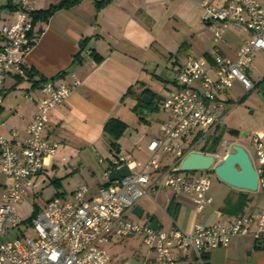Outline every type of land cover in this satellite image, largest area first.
<instances>
[{"label": "built area", "instance_id": "2783aa9c", "mask_svg": "<svg viewBox=\"0 0 264 264\" xmlns=\"http://www.w3.org/2000/svg\"><path fill=\"white\" fill-rule=\"evenodd\" d=\"M13 7L8 12L13 21L0 27V104L5 76L26 75L23 58L37 38V22L32 15L36 11L35 0H13ZM201 8L202 22H217L212 34V54L188 56L176 71L174 88L160 100L164 119L159 125V135L145 144L146 159H132L111 148L110 159L98 156L97 162L105 165V182L96 193L88 197V188L80 185L66 197H50L28 223L32 235L21 232L13 239L0 241V264H109L110 256L103 245L135 234L142 235L143 242L153 250V264H205L209 250L224 247L233 237L246 234L264 243V210L226 222L196 223L189 231L170 217L167 230L151 229L147 219L140 224L128 218L142 197L159 188L190 195L197 212L208 206L209 177L200 170L180 171L178 165L187 153L201 152L194 150L195 145L219 127L224 113L219 115L218 111H225L226 94L233 83H239L243 93L254 88L248 67L256 53L264 57V0H224L218 6L203 1ZM228 28L249 33L233 58L223 56L218 46ZM209 68L212 76L207 73ZM77 84L76 79L61 86L44 82L25 140H18L16 132L11 133L12 139L0 135V168L11 180L10 187L0 196V232L20 224L13 213L14 205L56 153L57 144L43 136L49 115ZM203 128L207 129L205 133L190 138L195 130ZM262 137L257 131L251 134L257 190L264 191ZM227 145L226 140L219 142L220 147L211 154L214 160L217 152ZM161 154L174 156V161L161 164L157 158ZM123 165L129 174L110 181L109 175Z\"/></svg>", "mask_w": 264, "mask_h": 264}, {"label": "crops", "instance_id": "0c3cea01", "mask_svg": "<svg viewBox=\"0 0 264 264\" xmlns=\"http://www.w3.org/2000/svg\"><path fill=\"white\" fill-rule=\"evenodd\" d=\"M58 1L35 0V7L36 10L46 9ZM98 1L101 0H79L67 8L55 11L46 22H37V38L23 58L31 74L20 77L6 75L3 80L0 135L12 139L11 133L16 132V138L20 141L25 140L26 128L36 112L37 100L42 96L41 85L47 81L55 86L71 84L73 79L78 81L65 100L49 115L43 136L57 144L56 153L34 178L33 186L14 205L13 213L16 219H20L19 222L31 215L32 204L36 205L33 198L46 183L59 187L61 178L67 175L83 174L80 179L68 184V195L80 185L88 188V197L96 193L97 188L105 182V165L97 162L98 156L105 157L101 145L105 137L102 130L104 123L111 117L125 122L124 119L135 112L137 94L144 89L149 90V86L157 79L171 84L168 92L173 89L174 75L186 57L211 56L212 34L217 22L208 25L202 23L201 2L208 1L216 6L224 2L110 0L97 6L95 3ZM6 3L13 6V0H7ZM9 11L0 9V15L4 13L7 18ZM8 21H13V17L0 19V27ZM248 35L246 30L226 29L218 44L220 53L233 58L236 48ZM80 42H83L81 48ZM256 59L264 62L260 53L254 55L252 62ZM207 73L212 76L210 68ZM258 83L264 96V74ZM232 87L243 92L237 82ZM226 99L227 102L231 101L228 96ZM254 131L263 135V141L264 130ZM158 135L159 128L156 133ZM142 140V136L138 137L130 149L140 156H147V142L140 145ZM117 145L122 152L120 142L117 141ZM127 151L122 153L133 157L132 151ZM96 174L101 175L97 177ZM10 185L11 180L0 168V196ZM210 186L208 195L211 202L201 212L195 210L190 195L172 193L168 196L164 189L162 191L166 202L163 207L150 197L151 194L142 197L136 205L142 208L141 218L147 219L152 215L157 221V227L162 228L164 217L169 220L166 207L173 198L179 205L175 221L185 231L191 230L196 223L209 225L226 222L264 210L254 209L250 191L239 190L223 182H215L213 189ZM58 192L54 191L50 197L60 194ZM62 192L65 197L68 196L64 189ZM242 195L247 200L241 206ZM148 198L153 200L158 212L149 210ZM47 200L38 208L41 209ZM7 229L22 232L20 225L8 227L4 231ZM189 257H186V261L190 260ZM205 262L264 264V243L256 242L251 234L236 236L226 246L209 250Z\"/></svg>", "mask_w": 264, "mask_h": 264}, {"label": "rangeland", "instance_id": "374dc122", "mask_svg": "<svg viewBox=\"0 0 264 264\" xmlns=\"http://www.w3.org/2000/svg\"><path fill=\"white\" fill-rule=\"evenodd\" d=\"M7 0H0V6L5 5ZM11 17V15H8ZM7 16V18H9ZM7 19L4 15H0V19ZM264 74V62L262 59H256L255 61H251L248 68V76L249 78L256 84V86L248 93H243L241 90L231 87L226 97L228 96L231 100L226 103L225 111H218L219 115L224 113L223 120L218 128L215 130H211L206 136H204L194 147V150L201 152H208L209 149H213L214 142L218 139L226 140L228 145L226 148L221 149V151L217 152L218 157L215 158L214 164H218L222 160V156L230 151V146L233 143H237L241 145L249 154L253 165L257 167L256 162L254 161L252 147H251V134L253 129H263L264 130V96L263 99L259 96V93L263 94L260 83H258L259 78ZM171 84L164 80L157 79L149 86V91L152 94L151 105H144L141 103V97L137 94V103L144 105L145 111L148 112L147 116H144V119L139 118V108L138 107L134 114L125 118L126 129L123 131L122 135L117 139L120 142V146L122 148V152L124 151H132L131 157L132 159H146V155H138L134 150H131V144L134 140H137L138 137L142 136L143 140L140 141V145H144L145 142L151 137H155L158 131L159 125L162 121L163 112L160 105V100L165 98L168 93V89ZM134 120H131V118ZM232 130L236 132H232ZM207 131L206 128L198 129L193 132L190 138H193L196 133L203 134ZM242 134H246L245 137L241 136ZM198 135L196 138H198ZM116 141V142H117ZM219 141V142H220ZM264 141V139H263ZM111 138L106 136L102 141V147L104 149L103 156L110 159L111 153L109 152ZM218 146V144H217ZM216 146V147H217ZM220 147V146H218ZM217 150V148H215ZM127 151V152H128ZM146 156V157H145ZM144 158V159H143ZM158 161L161 164L172 163L174 161V156L169 154H161L158 155ZM201 173L207 175L209 179L212 181V186L210 188H214L215 182H221L214 174L212 167L207 170H202ZM101 174H96L99 177ZM58 176V174H56ZM83 174H70L67 175L66 178H61V185L56 187L51 183H46L43 188H41L40 192L36 197L33 198L36 206L42 205L45 200H47L54 191H59L58 195L65 196L62 192L63 189L66 191V195H68V191L71 184L80 179ZM64 179V180H63ZM48 182V181H47ZM165 192L168 196L172 195V192L169 189H166ZM252 204L254 209H264V193L261 189L252 192ZM154 201H156L161 207L164 206L166 199L163 195V191L161 188L157 190L156 193H151L150 196ZM153 200L148 198L147 206H149V210L158 212V207L154 204ZM33 206V204H32ZM132 220L137 223H142L143 218H137L135 216H129ZM18 219V218H17ZM20 219H18L19 221ZM20 230L25 235H32L33 232L28 225V223L20 222ZM8 226V223L6 224ZM170 228L169 220L164 217V221L162 224L163 230H167ZM18 234L17 229H7L6 231L0 232V241L10 240L16 237ZM103 248L107 251L110 256L109 264H153L154 261V252L150 249L144 242L143 236L140 234H135L132 236L124 237L117 241H111L105 243Z\"/></svg>", "mask_w": 264, "mask_h": 264}, {"label": "water", "instance_id": "95a60500", "mask_svg": "<svg viewBox=\"0 0 264 264\" xmlns=\"http://www.w3.org/2000/svg\"><path fill=\"white\" fill-rule=\"evenodd\" d=\"M259 96L263 99L261 93H259ZM151 101L152 99L148 95H143L141 98V103L144 105L150 104ZM138 114L144 117L147 116L148 112L140 107ZM241 136L245 137L246 134ZM211 167L215 176L228 186L250 192L257 190V172L249 154L241 145L231 144L230 151L224 155L218 164H214V157L211 154L191 151L183 157L178 165L180 171H202ZM128 174L126 166L123 165L109 175V180L113 181ZM131 212L137 218H141L143 211L139 205H135ZM147 220L151 229L157 228V221L152 215L148 216Z\"/></svg>", "mask_w": 264, "mask_h": 264}, {"label": "trees", "instance_id": "16d2710c", "mask_svg": "<svg viewBox=\"0 0 264 264\" xmlns=\"http://www.w3.org/2000/svg\"><path fill=\"white\" fill-rule=\"evenodd\" d=\"M79 0H60L58 1L56 4L54 5H50L48 8L46 9H41V10H36L35 12H33V18L35 20V22H46L48 20V18L57 10H60V9H63V8H67L69 7L70 5L74 4V3H77ZM110 0H101V1H98L96 2L95 4L97 6H102L106 3H108ZM0 9H8V10H12L14 9V7L10 4V3H6L5 5L3 6H0ZM204 25H208L210 23H205V22H202ZM83 45V42H80V48L82 47ZM27 75L31 74V70L27 71L26 72ZM143 95H148L151 99L153 98L152 97V94L150 93L149 90L147 89H144L142 90L138 96L141 97ZM137 96V97H138ZM148 105H151V102L150 104ZM138 107H142V108H145L144 105H141L139 103H137L136 105V108L135 110L138 108ZM140 119H144V117H141L139 116ZM127 125L124 121L120 120L119 118H116V117H111L109 118L103 125V133L110 137L111 138V142H110V148L111 149H115V150H118V145H117V139L122 135L123 131L126 129ZM232 132H236L234 130H232ZM219 141L220 139L216 140L214 142V145H213V149H209L207 153H210V154H214L216 152V149L217 148V144H219ZM243 197L240 199V204L239 205H243L244 203H246V197H244V195H242ZM39 208L38 206L36 205H33V210H32V213L31 215L26 219L24 220L23 222L24 223H30L31 222V219L32 217L38 212ZM178 211H179V205L174 201L173 198H171L168 202V205L166 207V214L172 218L173 220L176 219L177 217V214H178ZM223 211V209H222ZM20 235V233L17 234V236ZM205 259H206V255H205ZM206 263V262H205ZM186 264H195V263H186Z\"/></svg>", "mask_w": 264, "mask_h": 264}]
</instances>
